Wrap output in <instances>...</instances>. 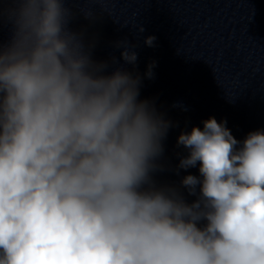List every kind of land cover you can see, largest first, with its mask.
Returning <instances> with one entry per match:
<instances>
[{
  "label": "clouds",
  "instance_id": "clouds-1",
  "mask_svg": "<svg viewBox=\"0 0 264 264\" xmlns=\"http://www.w3.org/2000/svg\"><path fill=\"white\" fill-rule=\"evenodd\" d=\"M107 2L0 0V264H264V131L238 141L209 117L176 139L196 199L158 185L172 123L140 98L155 62L141 77L127 38L132 70L95 61L70 27Z\"/></svg>",
  "mask_w": 264,
  "mask_h": 264
},
{
  "label": "water",
  "instance_id": "water-1",
  "mask_svg": "<svg viewBox=\"0 0 264 264\" xmlns=\"http://www.w3.org/2000/svg\"><path fill=\"white\" fill-rule=\"evenodd\" d=\"M94 20L79 12L70 27L83 32L95 61L132 70L120 58L115 42L127 38L138 55L135 71L143 77L155 62L152 79H143L141 99L155 102L171 121L164 140L163 171L158 185L180 187L183 176H199L198 167L178 170L187 150L177 136L214 117L243 141L250 131L264 130V0H108L106 13L97 5ZM144 31L137 32L136 26ZM154 36V46L144 40ZM8 26L0 30L7 42ZM111 70V69H109Z\"/></svg>",
  "mask_w": 264,
  "mask_h": 264
}]
</instances>
